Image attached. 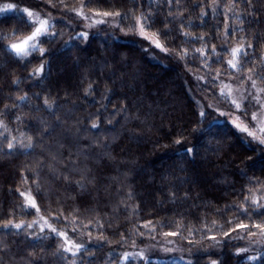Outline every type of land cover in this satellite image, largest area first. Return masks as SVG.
<instances>
[{
    "label": "trees",
    "instance_id": "1",
    "mask_svg": "<svg viewBox=\"0 0 264 264\" xmlns=\"http://www.w3.org/2000/svg\"><path fill=\"white\" fill-rule=\"evenodd\" d=\"M6 3L50 18L56 36L43 43V56L23 62L5 50L15 41L0 45V264H264V244L254 241L264 234L253 227L264 223V208L249 206L264 204V146L208 107L234 112L205 83L218 71L245 96L256 94L246 76L264 69V0H0ZM82 6L89 15H120L109 16L115 25L87 29L74 11ZM129 12L150 14L167 52L130 30ZM0 21L5 35L29 34L15 12ZM233 28L242 31L225 40ZM81 32L86 40L76 38ZM241 41L253 61L243 75L226 76L215 56L205 69L193 51ZM42 61L44 71L33 75ZM243 108L251 122L257 105L250 110L246 99ZM21 193L35 198L39 212L25 210ZM239 223L248 228L233 230ZM49 225L82 244L80 253L65 252Z\"/></svg>",
    "mask_w": 264,
    "mask_h": 264
},
{
    "label": "snow or ice",
    "instance_id": "2",
    "mask_svg": "<svg viewBox=\"0 0 264 264\" xmlns=\"http://www.w3.org/2000/svg\"><path fill=\"white\" fill-rule=\"evenodd\" d=\"M91 2V0H90ZM133 3L138 4V0H131ZM173 2L179 3L180 0H167V5H171ZM149 6L152 3H155V0H148ZM76 11V15L80 16L81 18L87 20L90 19L87 15L84 14L83 12V6L81 7L80 10H74ZM15 12L17 15L18 21L23 25L26 26L29 29V34L26 36H23L21 38V32L19 30H14L10 35H5L4 33L0 32V45L3 44L5 40H13L15 42L7 45L5 47V50L7 52L12 53L18 61H26L28 57L33 55L34 53L39 54L40 56H43L45 53V49L43 48V43H53L55 42L52 38L56 36L55 32V24L53 22H50V18H41L39 13H34L33 11H30L27 7H20L18 8L16 4L14 3H6L0 5V15H4L7 13H13ZM96 15H102L104 17H109V16H119V12H109L105 11L102 14L101 13H96ZM133 18V24L130 26L131 31H135L141 38L148 40L149 45L151 47L157 48L162 52H167L168 49L164 46V44L160 41L159 34L156 33L152 29V18L149 13L145 12L143 13L140 17H135L134 13L129 12L125 13V19L129 17ZM239 19V17H237ZM5 21H0V23H4ZM112 23V21H109ZM174 22V21H173ZM94 23L96 24H102L105 23V20L103 19H98L95 20ZM167 23V22H166ZM237 31H242L233 28L231 30V33L225 32L224 34V39L227 40L228 36L230 34H235ZM149 33L152 35L150 36ZM185 35V41L184 43H187L189 41V37H187V34ZM77 39L81 40H86L87 39V33L81 32L78 33L76 36ZM165 39H168L169 36L165 35ZM197 41L203 40V37H197L195 38ZM207 43L205 42V47L201 48H196L193 51L195 53H199V57L202 60V65L205 69L211 70V68L214 67L213 64L209 63V60L211 56L217 57V60L215 61L216 64H226L225 68V75L226 76H233V75H243L245 72H250L251 70L249 69V65L253 64V61L247 59L249 53L243 48V41H241V45L234 47V48H222L221 51H217L215 45L211 47V50L209 51L207 48ZM251 47V45H249ZM148 49L145 48V51ZM223 55H230L232 58L224 61L223 59H220L221 56ZM177 56L180 59H185L186 57L189 56L188 50L186 48H181L179 52H177ZM241 59H243V63H241ZM44 71V63L43 61L41 62V65L38 69H36L35 73L33 75H37L41 72ZM220 72H216L214 75L211 76L210 80L205 81V83L209 84L210 87L212 88H219V92L217 93V99H219L222 103H226L230 106L231 110L234 112H241L243 111V114L245 116H249V111L245 110L243 108L244 101L247 99L249 103V108H254L257 104L259 105L260 116H264V101H261L259 93L264 92V89L257 88V80L264 81V69H262L260 72H256L254 75L249 74L246 76V79L248 81H251V89L256 90V94L254 95L251 90L248 91L247 96L244 95L243 92H240L239 90H236L238 92V95H234V90L231 84L224 83L222 80H220ZM197 81H202L204 80V77L198 76L195 78ZM243 82V81H242ZM207 90V89H205ZM45 104H48V101L45 100ZM200 107L199 111V116L201 118L204 117L205 113L203 110L202 105H198ZM50 107V106H49ZM209 108H212L216 111L219 112L220 116L225 115L223 111H220L216 106L209 104ZM251 120L256 122L252 125L253 128H256L257 124H262L264 121L258 120V113L257 112H252L251 113ZM240 117L236 116L234 119L228 121L229 123L232 124V126L237 130V132L240 133H245L246 137H252L253 140L258 141L259 144L264 145V139L260 138V136L256 135L255 131H252L249 129L247 125L243 123V121H240ZM219 123V121L214 120L212 124L209 125V129ZM0 127H4L2 122H0ZM99 127L98 124L92 123V128H97ZM207 131V130H205ZM261 133H264V126L260 128ZM181 141L176 140V143L179 144ZM7 147L9 150L13 149L14 144L12 142H9L7 144ZM26 147L31 148V143L27 144ZM183 151H185L188 154H191L193 152V149L190 147L185 148ZM35 179V177H34ZM37 191L39 192V187H37ZM21 196L25 197V200L28 201V204L25 208L27 210L28 207L35 209L36 212H39V207L37 206L35 202V198H30L31 194H25L21 193ZM256 205L257 208H264V204H261L258 200L252 199L251 205ZM244 212V218H249L247 215V209L243 210ZM259 216L261 218H264V212L259 213ZM231 223V221H229ZM9 224H11V227L14 229H21L24 225L21 223H11L9 221ZM9 224H5L4 227L7 228ZM32 225H28V227H31ZM161 227H164L163 225ZM253 227L260 229V232L264 234V223L261 224H256L253 223ZM248 225L239 223L233 228V230L236 229H247ZM44 229L41 228V231ZM49 230L52 233H55V235L58 238H63L64 244L61 245L63 250L65 252H70L72 256H76L80 253L83 245L82 244H76L73 241L69 239V237L66 235V233L62 231H57L56 228L51 227L49 225ZM154 231V229L152 230ZM177 233H164L165 236H171V235H176ZM249 235H256L255 232H250ZM243 238V237H242ZM214 239V237H213ZM257 243H262L261 241H257ZM64 245H68L65 247ZM240 251H248V249H241ZM239 254V252L237 253ZM259 256H249L246 259L251 262L259 259ZM129 259V256L126 254L124 256V260L127 261Z\"/></svg>",
    "mask_w": 264,
    "mask_h": 264
},
{
    "label": "rangeland",
    "instance_id": "3",
    "mask_svg": "<svg viewBox=\"0 0 264 264\" xmlns=\"http://www.w3.org/2000/svg\"><path fill=\"white\" fill-rule=\"evenodd\" d=\"M0 5H1V4H0ZM83 12H84V11H83ZM84 14L87 15L88 17H90V19H87V20L83 19V21H84L85 26H86L87 29H90L92 26L99 25V24L94 23L95 20L103 19V20H105V23H107V22L110 21V18H109V17H104V16H102V15H99V16H98V15H89V14H86L85 12H84ZM112 24L115 25L114 23H112ZM149 35L151 36L152 34L149 33ZM138 36H139V35H138ZM142 39H143V38H142ZM143 40H145V39H143ZM145 42L149 44V41H148V40H145ZM155 49H157V48H155ZM158 50H159V49H158ZM225 83H227V84H231V85H232L233 90H234V95H238V92H237L236 90H239L240 92H243V93H244L243 89H240V88L236 87L233 83H231V82H225ZM259 96H260L261 101H264V95H263V94H262V95L259 94ZM255 107H256V106H255ZM250 110H251V108H250ZM253 112H257V113H258V120L264 121V116H260V115H259L260 108H259V105H258V104H257V108H256V109L254 108ZM225 114H226L225 117H226V119H227L228 121L234 119L236 116H239V117H240V121H243V123H244L245 125H247V126L249 127L250 130L256 132V135H257V136H260V138L264 139V133H261V131H260V128H261L262 126H264V123H262V124H257L256 128H253L252 125H253L254 123H256V122H254V121H251V122L247 121L246 119H244V118L242 117V115H241L240 112H239V113H237V112H233V113H225ZM240 121H238V122H240ZM230 124H231V123H230ZM231 125H232V124H231ZM242 134L246 137V134H245V133H242ZM246 138H248L249 140L253 141V142L256 143V144H259L258 141L253 140L252 137H246ZM263 146H264V145H263ZM254 241H255L256 243H257V241H261L262 243H257V244H261V245H262V244H264V236H263V237L256 238ZM163 247H164L163 249H165L166 247H171V246L168 244V245L163 246Z\"/></svg>",
    "mask_w": 264,
    "mask_h": 264
}]
</instances>
